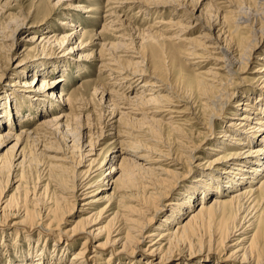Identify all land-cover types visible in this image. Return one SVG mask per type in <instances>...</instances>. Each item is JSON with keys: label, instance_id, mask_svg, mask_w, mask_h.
<instances>
[{"label": "bare ground", "instance_id": "1", "mask_svg": "<svg viewBox=\"0 0 264 264\" xmlns=\"http://www.w3.org/2000/svg\"><path fill=\"white\" fill-rule=\"evenodd\" d=\"M207 1L206 5L201 4V1L196 3L194 8H189L188 3L184 1L177 3L176 7L171 6L169 14L182 20V23L178 19L172 20L174 18H158L152 25L154 28L167 26L180 29L174 39L184 43L185 48H182L180 53L187 65L192 66L193 71V77L183 87H177L160 75L149 74L143 47L141 48L145 41L173 38L162 37L163 34L159 35L153 28H146L137 29L138 33L135 32L137 34L134 39H138V42L135 44L126 41H134V35L129 34L128 39L125 37L124 26L127 21L121 14L126 3L130 2L128 0H106L99 12L102 20L99 32L83 30L70 20L72 15L63 13L67 20L62 24L64 28L72 30L71 32L59 37L57 34L44 36L42 34L47 32L43 31L38 43L36 42L39 37L36 34L31 35L27 40L29 43L36 44L35 46L48 44L49 51L53 53L57 47L63 52H70L97 46L96 50L92 49L84 58H92L99 71L106 72L109 87L124 88L117 95L116 92L111 93L108 88L101 87L102 96L109 98L107 107L111 115L113 118L119 116L113 124L117 123L119 126L123 117L129 123L120 124V128L110 126L113 139L106 145L111 146L107 147L106 154L99 164L96 158L86 159L88 155L95 154L93 151L96 149L95 144L90 140L86 141L88 148L83 149L85 152L81 156L88 160L89 164L86 172L80 174L82 178H77L80 175L76 174L79 182H72L69 193L76 199L79 196L91 197L81 204L82 212L90 209V213L81 218L85 219L84 224H90L93 220L95 223L99 222L100 215H111L108 220L111 222V230L104 243L92 247L87 245L88 241H94L98 230L95 233L87 230L88 228L63 231L59 230L52 220L47 224H44L41 218L33 221L34 216L31 219L33 222H25L29 214L27 209L20 207L13 214L19 215L21 220L13 225L2 222L0 214V232H3L5 227L16 224L22 226L26 232L38 228L41 235L38 236L37 243L44 246L51 238H55L56 245L63 243L77 246L79 237L85 235L86 240L70 255L69 264H114L116 261L120 264H137L141 261H146V264H169L172 259H176L174 264H188L193 257L204 261L214 260V264H264V95L255 90L264 89V46L260 47L256 61H253L259 66L254 70L249 68L252 54L264 40V9L258 13L244 9V0ZM1 5L4 9L8 2L4 1ZM67 8H72L78 13H93L95 10V7L88 8L81 2L70 3ZM143 11L149 15V11L142 9L140 12ZM24 18L26 19L11 18L6 26L10 33L1 38L3 41H10L1 44L2 51H5L6 58L8 57V65L10 61L20 59L15 54V49L20 46L22 40L19 35L35 25L29 23V16ZM192 26L199 29L198 34L190 38L183 37ZM105 32L111 34L116 42H103L101 34ZM153 44L148 45L152 48L151 53L156 54ZM172 54L177 55L173 49ZM77 61L83 62L81 59ZM26 63L25 59L18 60L14 67L9 68V72H20L21 77L26 76ZM59 64L61 67L66 66L68 70L69 65L65 62ZM208 64L210 65L204 68ZM61 67H58V70ZM38 72L41 74L39 70ZM253 74V77H248ZM62 80L61 75L57 78L34 76L31 82L23 81L20 84L22 87L8 82L5 88L10 93L25 96L26 99L36 102L42 97L51 98L60 94V101L71 106L73 104L68 98H61L64 94L62 89L59 93L55 89L50 95L37 92L42 88H57L56 84ZM248 81L252 83H246ZM10 95L8 94V97ZM190 97L197 99L198 108L194 107L196 104H189ZM48 103L50 102L45 100L44 103L38 104L40 113L51 111ZM68 110L70 112L69 107ZM78 113L77 115H80L81 112ZM2 114L0 113V119L3 118ZM61 117L65 118H57ZM217 119L220 121H215ZM60 120L56 124L52 122V126L56 129L61 127ZM1 122L11 124L10 121L6 122V117L0 120V124ZM145 122L150 126L143 132L142 126ZM134 124L138 126L134 127ZM165 129L168 134L173 135V141L177 142L175 149L167 147L164 151L156 146H164L156 136ZM190 129L194 130L191 134L193 140L187 134ZM51 134L53 133L50 127L47 128L43 123L31 129L20 128L18 133L7 127L6 132L0 134V148L8 146L7 150L12 153V157L9 163L0 157V175L7 164L12 166V170L20 166L31 170L36 158L35 150H39V144L46 147L42 145V141ZM146 140L152 141L155 146L144 145ZM37 145L38 148L33 147V150L32 146ZM202 147L206 154L213 158L200 161L198 151ZM65 160L63 157L62 161L67 162ZM163 161H166V166L170 168H163ZM105 165H108L107 173L103 172L100 179L91 181V174ZM159 172L163 176L160 177ZM195 172L201 174L195 176ZM135 174L140 175L142 180L136 184L141 189H147V195L158 193L162 195V199L174 191L173 189L189 174H193L194 181L187 187L186 192L177 197L176 201L179 200V203L164 200L160 207L153 210L152 218L161 210H164L165 214L148 230L152 218H146L144 222L128 218L121 213L122 209L118 204L123 196L128 198L125 191L132 195L130 189H133V186L129 184V176ZM181 174L182 179L178 180ZM16 181L18 188L21 181ZM165 182L170 185L168 190L159 192L157 186ZM91 188L96 190L91 192ZM107 190L111 191L107 193ZM212 194L215 195L207 202V198ZM22 200H26L25 196ZM12 202L14 203V198L12 201L9 198H1L0 213L10 204L12 206ZM192 204L196 209L190 212ZM20 213H23V216ZM174 222L175 225L172 226ZM204 225L216 227V232L222 235L220 245L215 244L216 240H196V234H199ZM234 235L239 237L233 239ZM233 240V250L228 254L225 252L218 255L216 249L224 251L222 245L224 248L229 247L231 244H226L227 241ZM44 246L34 251V255H21L20 259H14L8 264L51 262V255L46 254ZM9 247L11 246H8V250ZM54 251L55 249L50 252ZM106 252L108 255L103 258ZM25 258L29 262L26 260L23 263Z\"/></svg>", "mask_w": 264, "mask_h": 264}, {"label": "rangeland", "instance_id": "2", "mask_svg": "<svg viewBox=\"0 0 264 264\" xmlns=\"http://www.w3.org/2000/svg\"><path fill=\"white\" fill-rule=\"evenodd\" d=\"M4 1L8 2V6L3 9V5H1V3ZM131 1H134V3H131ZM135 1L136 0H128L130 4L126 3L123 12H121V14L127 21H125L126 24L124 26V33H126L125 37L128 39L130 38L128 36L129 34L134 35L132 39L134 41H126L130 42L132 45L133 43L135 44L136 42H138V39H134L136 37V34L138 33L137 29L146 28H153L154 31H157L159 35L163 34L162 37L173 38L172 40L158 39L145 41L141 44V48L143 47V55L146 60L145 65L149 74L160 75L165 80L173 82L177 87H183L187 83V81H189L193 77V71L192 66L187 65L185 58L182 57V54L180 53L182 52V48H185L184 43L178 41L177 38L174 39V36H176L180 29L174 27L169 28L167 26L154 28L152 25H154V21L158 18H162V20H166L168 18H174L172 20L178 19L177 17L169 14L171 6L176 7L177 3H181L184 1L188 3L189 8H194L195 5L200 3V1L203 5H206L208 1L137 0L136 3ZM77 2H81V4L88 8L95 7V10L93 11V13H78L72 8H67L68 4H77ZM105 2L106 0L0 1V113H3V118H1L0 120H3L4 117H6V122H11V124L8 125L1 122L0 134H4L7 127H10L13 132L18 133L20 131V128L31 129L32 127L38 126L40 123H43L47 128L50 127L53 133L49 135V137L43 139L42 145H45L46 147H42L39 144V150H35L36 152L34 151V155L36 158L33 166L31 167V170L29 168L28 170L24 166H20L17 169L12 170V166L7 164L12 157V153L7 150L8 146L3 147L2 149L0 148V157L2 158V160H7V165H5L7 167L5 168V170L2 169V173L0 175V199L2 198L3 200H5L9 198V200L11 199L12 201V199L14 198V203L12 202L13 205L11 206L10 204V206H7L5 208L6 211L3 210L2 213H4V215L0 213L2 215L1 221L8 223L9 225H13L14 223L19 222L21 220V217L13 213H15L17 208L19 207L25 208L27 209V213L29 214V218H26L25 222H36L38 221V218H41V221L44 224H47L49 220H52V223L58 225V229H62L63 231H69L71 228L75 230L88 228L87 230H92L95 233L98 230L99 233L94 238V241H88L87 245H89V247L95 246L98 243H104L111 230V222L108 221L111 215L106 213L98 217L99 222L95 223V220H93V222L90 224H88L89 222L84 224L85 219L81 218L88 215V213H90V209H88L87 212H82L81 209L83 207L81 204L91 197L79 196L76 199L75 197L70 196L71 194L69 193L71 191L72 182H79V179L77 178H82V173L86 172L89 164V161L86 159L96 158L97 164L101 163V161L103 160L106 154L107 147L111 146V144H108V146L106 144L113 139V134L111 133L112 130L109 129L110 126L114 125L119 127L120 124L126 125L129 123L123 117V120L119 121V126L116 125L117 123L113 124V121L119 116H115L113 118V116L111 115V112L107 107V101H109V98L105 97V95L102 96L103 90L101 89V87H104V89L108 88L111 93L116 92L117 95L121 93L122 89L124 88L109 87L106 82V72L99 71L98 65H96V62H94L92 58H84V55L90 53L92 49L96 50L97 46H89L82 50L78 49L70 52H63L57 47V49L53 53L49 51L50 48L48 47V44H39L35 46L36 44H31L27 40L31 37V35L36 34L39 37L36 42L38 43L41 39V33L43 31L47 32V34H42L44 36L57 34L59 37L71 32L72 30L64 28L62 24L63 21L67 20L66 16H64L63 13L72 15L70 20L74 21L73 23H75L76 26H80L81 28H83V30H86L88 32H99L102 27V20L99 17V12L102 6L104 7V5L106 4ZM244 4V9L248 8L251 9V11L254 10L253 12L256 13L264 9L262 8L264 7V0H244ZM139 6L144 7L142 9L149 11V15L145 14L144 11L140 12L142 9L139 8ZM26 16H29V23L35 25L30 26L25 30H28L27 32L19 35V37H22L21 44L20 46H18V48L15 49L16 57L25 59L27 62L24 69V72H27V75L21 77L20 72H9V68L14 67L15 63L20 59L10 61L11 63L8 65V57L6 58L5 51H2L1 44L10 41H3L1 38H4V36L10 33L9 29H6V26L8 25V22L11 20V18L26 19L24 18ZM77 18L79 19L75 20ZM180 22L182 23V20H180ZM198 32L199 29L192 26L188 30V33L183 37H194L198 34ZM101 37L104 40L102 41L105 43L116 42L114 37L106 32L102 33ZM151 43H154L153 47L156 51V54L151 53L152 48L148 45ZM33 46L35 47L32 48ZM262 46H264V40L263 43L259 46V49L252 54L253 59L251 60V65L249 66L250 70H254L259 66L253 61H256V55L261 51L260 47ZM172 49L176 52L177 55L172 54ZM79 55L81 56L78 58ZM56 59L61 60L57 61ZM77 59H81L83 60V62L78 63ZM61 62H65L67 65H69L68 70L66 66L61 67V64H59ZM209 65L210 64L206 65L204 68L208 67ZM58 67H61V69L58 70ZM38 70L41 72V74L38 72ZM59 75L63 76V80L59 81L56 84L58 85L57 88H50L49 90H45L42 88L37 92L50 95L52 94L51 92L55 89L58 90V93L60 89H62V92L64 94L61 96V98H68V100L73 104L71 106H67L66 103H62L60 101V99L58 98L60 94L57 97H42L38 100V102H36L26 99L25 96L10 93L9 91H6L5 88L8 82L15 83L18 86H21L20 84L23 81L31 82L34 76H37V78L47 76L49 78H57ZM253 76L254 74L252 76L249 75L248 77L251 78ZM40 81L38 82V85L41 84ZM246 83L251 84L252 81H248ZM255 90L259 94L264 95V89L256 88ZM8 94L11 95L8 97ZM45 100L50 102L47 106L51 107V111H44V113L42 114L39 112L41 111V109H39L38 104L44 103ZM199 100L201 99L199 98ZM74 103L76 104V106H74ZM190 103L192 105L196 104L194 107L198 108L199 102L196 98L190 97L189 104ZM68 107L70 108V112L68 110ZM78 112H81L80 115H77L79 114ZM60 116H64L65 118H57ZM55 118L57 120H54ZM59 119H61V127L56 129V127L52 126L51 123L53 122L54 124H56ZM215 121H220V119H217ZM133 126L136 127L138 126V124H134ZM148 126H150L148 122L143 123L142 131L145 132ZM198 126L201 127L200 124ZM186 127L188 128L189 126ZM193 132L194 130L190 129L187 134L192 138L191 134H193ZM146 135L149 136L148 134ZM172 136V134L167 133L166 129L162 130L161 134L156 136V139L161 141L164 146H156H159V148L164 151L167 150V147H172L173 149H175L177 142L175 143L173 141ZM89 140L91 143L95 144L96 149L93 151V153L95 154L88 155L84 160V158H82L83 156L81 155L85 152L83 151V149L87 150L88 147L86 141ZM144 143H146L144 145H147L149 147L155 146L152 141L146 140V142ZM33 147L38 148V145L32 146V149L34 150ZM198 155L200 157V161H202V159L213 158L212 156L206 154L203 147L198 151ZM63 157L67 162L62 161ZM180 157L182 158V156ZM161 163L163 168H170L166 166V161H163ZM107 169L108 165H105L102 169L95 170L91 174V176L93 175L91 181L100 179L101 173L105 172L106 174ZM76 174L81 175L76 178ZM200 174V172L194 173L195 176ZM159 176L161 177L163 175L159 172ZM180 176H182V174L179 175V177ZM192 177H194L193 174H189L186 179L180 182L177 188L173 189L174 191H171L166 195L164 199H162V195L158 193L147 195V189H141L140 186L136 184L138 181H142L140 175L135 174L129 176V184L133 186V189H130L132 195L129 192L126 193L127 191H125V194H127L128 198H125L126 196H123V199L118 202L119 206H121L122 209L121 213L128 218L137 220L138 222H144L146 218H152L153 210L157 207H160L161 202H163L164 200L176 201L177 197L181 193L188 190V188L193 184L192 181H194V178ZM176 178L178 179V177ZM180 179H182V177H180L178 180ZM16 180H18L19 182L21 181L18 188H16V185L18 184ZM101 180L104 181L105 179ZM169 186L170 185L165 182L157 186V189L159 192H163L164 190H168ZM89 190L93 192L96 189L91 188ZM110 191L111 190H107V193H109ZM214 195L215 194L209 196L206 201L208 202L209 199ZM24 196L26 199L25 201L22 200ZM176 202L179 203V200ZM197 204L198 202L195 203V205ZM192 205L191 209L189 210L190 212L196 209V206ZM176 206H178V204H176ZM20 214L21 216H23V213ZM164 214V210L158 212L152 218V222L149 225L148 230H150L151 226L154 225L155 222L159 221ZM32 216H34L33 221H31ZM17 225L18 224H16L15 226H7L3 229V232L2 230L0 232L1 264H8V262H11L14 259L16 261V259H20L21 255L27 257L29 254L30 257L32 254H35L34 251L39 250V248L44 246V244L42 243H37V238L39 235H41V232H39L38 228H34L32 231L26 232L24 229H22V226ZM173 225H175V222L172 224V226ZM97 228H100L101 230ZM237 237L239 236L234 235L232 238L234 239ZM221 238L222 235H219L216 232V227L214 225H204L200 228L199 234H196L197 241L204 242L210 239L216 240V245H220ZM85 240V235H82L77 241V246H71L70 244L63 243L56 245L54 243L56 241L55 238H51L50 240H48L47 244H45L44 247L46 249V254L51 255V257L49 256V258H52V261L49 263L45 262L44 264H69L70 255L76 252L80 246V243ZM233 242H235V240L231 242L227 241L226 244H231V246L226 248H224V245H222V249L224 251L216 249L218 255H222L225 252L228 254L231 250H233ZM8 246H11V248L9 247L10 250H8ZM54 249V252H50ZM107 255L108 252H106V255H103V258H105ZM26 260L27 258L23 260V263H25ZM175 262L176 259H172L169 264H174ZM196 263L214 264L215 261H204L199 259V257H193L192 260L188 262V264ZM114 264L120 263L116 261L114 262ZM137 264H146V261H141Z\"/></svg>", "mask_w": 264, "mask_h": 264}]
</instances>
